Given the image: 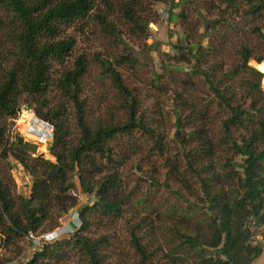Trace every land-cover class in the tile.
<instances>
[{"label":"rangeland","instance_id":"374dc122","mask_svg":"<svg viewBox=\"0 0 264 264\" xmlns=\"http://www.w3.org/2000/svg\"><path fill=\"white\" fill-rule=\"evenodd\" d=\"M124 1L134 7L140 28L134 27L118 11V6ZM173 1L177 4L171 7V13L176 16L174 20L167 13L170 0H97L95 12L107 15L108 22L117 30V37L102 32L93 16L77 20L64 31L65 36L75 40L70 61L80 54L88 59L82 86L83 97L88 103L87 119L90 122L124 120L117 109L119 94L107 79L101 78V69L94 60L96 55L103 58L123 55L124 63L118 69L127 87L137 97L139 115L143 116L146 126L160 136L159 142L156 143L150 133L138 130L130 136L121 135L111 141L109 153L113 161L96 156L92 165L85 166L84 178L93 191L88 193L89 196L81 193L77 176L71 177L74 188L62 195H57L60 182H55L51 187L55 193L50 195L51 215L43 227L47 229L56 225L45 233L63 229L66 234L53 236L48 241L36 238L41 233L33 234L35 240L23 237L15 245L7 247L2 240L0 264H26L36 246L70 238L81 225L77 213L79 208L94 203L92 197L102 174L118 176L120 189L113 196L123 203L124 208L120 219L99 216L92 219L88 235L108 236V242L102 246L107 264H137V256L129 244V229L133 226L148 250L158 248L154 260L162 263V254L167 251L165 241L173 236L174 230L184 228L183 220L192 225L197 218H205L199 184L175 138L176 122L181 117H190L191 121H183L182 124L192 128L202 127L213 143H217L223 135L226 111L218 106L216 98L208 90L206 71L214 80L222 79L235 98L240 99L244 106H249L242 81L254 76L242 66L241 51L246 47L251 50L254 59L264 58V42L256 31L264 28V11L251 13V8L264 0H236L235 3L226 0ZM107 3L113 9H107ZM7 23V14L0 10V35L6 32ZM3 55L6 58V53ZM254 59H250L247 65L260 72ZM9 61V58L4 61V68L10 65ZM261 66L264 70V61ZM228 72L237 73L230 80ZM262 74L261 90L264 93ZM48 100L51 104L59 101L55 89L50 90ZM18 105L14 116L0 119L3 130L0 136V178L10 188L15 200L30 197L33 185V176L10 152L18 143V137L23 143L34 146L33 152L28 153L31 157L41 156L55 161L50 150L53 126L49 120L37 116L34 111L37 103L27 94H21ZM68 112L72 133L70 143L74 144L79 132L72 110L68 109ZM188 130L187 127L186 134ZM230 134L239 138L246 131L233 128ZM218 156L222 158L218 161L221 165L231 158L240 162L226 148H219ZM65 206L72 207L58 218L59 209ZM72 225L74 229L70 228ZM252 242L264 245V226L256 229ZM65 262L87 264L75 251L67 253ZM251 264H264V248Z\"/></svg>","mask_w":264,"mask_h":264},{"label":"trees","instance_id":"16d2710c","mask_svg":"<svg viewBox=\"0 0 264 264\" xmlns=\"http://www.w3.org/2000/svg\"><path fill=\"white\" fill-rule=\"evenodd\" d=\"M226 1L235 3L236 0ZM176 5L170 0L167 13L171 20L176 18L171 13V7ZM107 7L113 9L108 3ZM251 9L252 14L264 11V1ZM0 10L8 18L6 32L0 35V76H3L0 80V119L17 113L21 94L33 98L37 103L34 106L37 116L49 120L53 126L50 150L55 159L52 162L41 156L31 157L28 153L33 152L34 146L23 143L20 137L12 147L10 152L14 153L15 159L33 176V185L30 197L15 200L10 188L0 178V242L4 240L7 247L29 234H43L55 228L56 225L47 229L43 227L51 215L50 202L55 193L51 187L55 182H60L57 195L74 188L73 176H77L82 194L93 193L84 178L85 166L92 165L96 156L113 161L109 153L111 141L121 135L130 136L137 130L150 133L156 143L160 136L146 126L138 112L137 97L121 76L118 68L124 63L123 55L110 58L96 55L94 60L101 69V78L107 79L118 92L120 102L117 109L124 120L90 122L87 119L88 103L83 97L82 86L88 59L80 54L70 61L75 40L65 36L64 31L77 20L93 16L102 32L117 37V30L108 22L107 15L95 12L97 0H0ZM118 11L134 27H141L129 2L121 3ZM256 31L264 42V28ZM241 57L242 66L254 76L242 81L245 97L249 99L248 107L235 98L222 79L214 80L209 71L204 72L208 90L218 106L226 111L223 135L218 142L209 140L202 127L182 124L191 121L190 117H181L176 122L175 138L199 184L205 218H197L192 225L181 219L184 228L174 230L173 236L166 239L167 251L162 254V263L154 260L158 248L148 250L135 227L130 228L129 244L137 256V264H251L262 253L264 245L252 241L256 229L264 226V93L261 90L264 58L254 59L246 47L242 48ZM8 58L10 65L4 68ZM250 59L260 63L255 66L262 73L247 65ZM236 73L228 72V79H233ZM51 89L59 94V101L55 104L48 100ZM68 109L73 112L79 132L74 144L70 143L72 133ZM233 128L246 131V134L232 137L230 131ZM2 133L0 126V136ZM219 148L230 150L240 162L231 158L221 165L218 162L222 159L218 156ZM215 156L218 159L214 160ZM119 189L116 174H102L92 197L94 203L80 207L77 212L80 227L68 239L36 246L26 264H67L65 257L70 251L77 252L87 264H107L102 246L108 242V236L91 237L88 234L96 216L122 218L123 203L113 196ZM69 208H60L57 217L64 216ZM17 254H20L19 249Z\"/></svg>","mask_w":264,"mask_h":264},{"label":"built area","instance_id":"2783aa9c","mask_svg":"<svg viewBox=\"0 0 264 264\" xmlns=\"http://www.w3.org/2000/svg\"><path fill=\"white\" fill-rule=\"evenodd\" d=\"M263 87H264V83H263ZM63 234V229L60 230V231H54V232H50V233H44V234H41L39 237H36L39 241H48L49 238H52L53 236L54 237H57V236H62ZM33 234H29L27 237L30 238V239H33L35 240V237L32 236ZM36 239V240H37Z\"/></svg>","mask_w":264,"mask_h":264},{"label":"clouds","instance_id":"9594fccd","mask_svg":"<svg viewBox=\"0 0 264 264\" xmlns=\"http://www.w3.org/2000/svg\"><path fill=\"white\" fill-rule=\"evenodd\" d=\"M64 234H66V232H63L62 236H63Z\"/></svg>","mask_w":264,"mask_h":264},{"label":"water","instance_id":"95a60500","mask_svg":"<svg viewBox=\"0 0 264 264\" xmlns=\"http://www.w3.org/2000/svg\"><path fill=\"white\" fill-rule=\"evenodd\" d=\"M49 123H51L50 121H48Z\"/></svg>","mask_w":264,"mask_h":264},{"label":"bare ground","instance_id":"6f19581e","mask_svg":"<svg viewBox=\"0 0 264 264\" xmlns=\"http://www.w3.org/2000/svg\"><path fill=\"white\" fill-rule=\"evenodd\" d=\"M260 63H258V65H259Z\"/></svg>","mask_w":264,"mask_h":264}]
</instances>
